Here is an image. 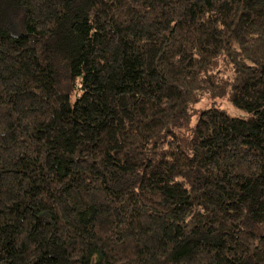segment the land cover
I'll return each instance as SVG.
<instances>
[{"label":"trees","instance_id":"obj_1","mask_svg":"<svg viewBox=\"0 0 264 264\" xmlns=\"http://www.w3.org/2000/svg\"><path fill=\"white\" fill-rule=\"evenodd\" d=\"M0 264H264V0H0Z\"/></svg>","mask_w":264,"mask_h":264},{"label":"rangeland","instance_id":"obj_2","mask_svg":"<svg viewBox=\"0 0 264 264\" xmlns=\"http://www.w3.org/2000/svg\"><path fill=\"white\" fill-rule=\"evenodd\" d=\"M208 100L209 104L212 102L215 106L223 110L225 113H227L230 116L234 117H243L244 113L240 110L235 109L224 97H211L210 94L205 97L204 100ZM202 105H207L206 103H203Z\"/></svg>","mask_w":264,"mask_h":264}]
</instances>
